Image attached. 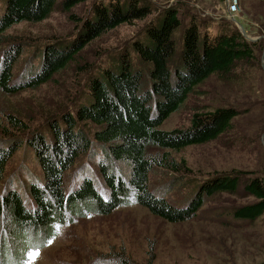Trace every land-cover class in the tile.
<instances>
[{"label":"trees","instance_id":"trees-1","mask_svg":"<svg viewBox=\"0 0 264 264\" xmlns=\"http://www.w3.org/2000/svg\"><path fill=\"white\" fill-rule=\"evenodd\" d=\"M84 1L0 0V264H26L30 250L46 246L60 227L77 217L89 212L108 215L130 204L166 221L183 222L196 217L207 200L222 193L236 195L240 188L254 201L232 208L229 215L250 223L261 218V176L247 177L233 170L199 182L177 174L185 168L168 152L217 139L233 128L240 110L218 106L194 112L186 127L159 126L211 76L233 84L260 68L257 49L262 41L245 38L228 19L209 23L198 15L182 16L180 6L92 0L75 33L36 45L16 71L31 44L8 41L5 32L21 22L43 21L56 8L69 13ZM154 12L124 49L106 51L96 65L81 62V52L91 41ZM69 16L76 22L77 17ZM177 29L183 33L178 54ZM70 69L75 70L78 93L67 102L71 111L67 104L55 107L42 116V125L33 128L25 114L6 105L7 97L35 90ZM23 145L32 150L42 173L41 182L32 179L28 184V198L10 184L2 187L8 161ZM151 148L163 153L152 154ZM85 161L97 167L106 197L96 189L95 173ZM159 170L167 178L152 186L151 176ZM73 172L81 178L67 192L65 182ZM178 188L186 191L185 198L170 200ZM5 232L13 240H24L15 254H6ZM27 234L30 237L25 238ZM114 264L138 263L118 257Z\"/></svg>","mask_w":264,"mask_h":264},{"label":"rangeland","instance_id":"rangeland-1","mask_svg":"<svg viewBox=\"0 0 264 264\" xmlns=\"http://www.w3.org/2000/svg\"><path fill=\"white\" fill-rule=\"evenodd\" d=\"M147 1L161 8L180 6L182 16L186 13L198 15L209 19V23L228 19L236 26L231 20L232 16L243 26L247 39L262 41L257 49L260 68H254L243 81H240L241 78L240 82L233 84L211 76L159 128L171 130L186 127L192 114L199 110L218 106L235 107L240 113L235 117L230 131L203 144L168 151L169 155L185 168L177 174L183 173L199 182L216 172L233 170L247 173V177L261 176L264 179V0ZM92 3V0L81 2L69 13L56 8L43 21L21 22L11 26L5 32L8 41L31 44L29 52L20 57L16 71L36 45L75 33L80 22L88 16ZM69 15L77 17L76 22ZM154 15L155 12L145 20L121 24L94 39L82 50L81 62L96 65L103 61L100 55L106 51L124 49ZM174 39L178 54L183 49L182 29L174 31ZM74 74L75 70H67L35 90L22 91L4 101L12 110L25 114L26 119L34 122L32 127L36 128L43 124L45 117L42 116L50 114L55 107L67 104V109L71 111L68 101L78 94ZM150 152L155 155L163 153L157 148H151ZM84 163L90 165L95 173L96 189L106 197V189L96 173L97 167L87 161ZM167 175L161 170L154 172L151 185L156 186ZM41 177L35 155L23 145L8 161L2 187L10 184L11 188L28 198V184L32 179L41 182ZM80 178L78 172L67 177L66 191L75 188ZM185 196L186 191L178 188L169 199L180 202ZM253 201L240 188L236 195L222 193L207 200L196 217L183 222L166 221L135 204L118 207L108 215L89 212L60 227L46 246L30 250L26 264H114L118 257L138 264H264V215L252 223L236 220L229 215L232 208ZM4 234L7 238L6 254H15L20 241L24 240H13L9 232ZM27 237L30 236L27 234Z\"/></svg>","mask_w":264,"mask_h":264},{"label":"water","instance_id":"water-1","mask_svg":"<svg viewBox=\"0 0 264 264\" xmlns=\"http://www.w3.org/2000/svg\"><path fill=\"white\" fill-rule=\"evenodd\" d=\"M231 20H232L233 22L236 23V26H237V28L239 29L240 33H241L245 38H248V37H247V34H246V32H245V30H244V28H243V26H242L239 22H237V20H235L234 17H232V16H231ZM249 39H250V40H254V39H251V38H249Z\"/></svg>","mask_w":264,"mask_h":264}]
</instances>
